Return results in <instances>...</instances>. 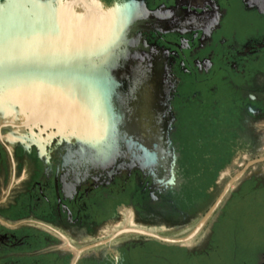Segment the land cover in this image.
<instances>
[{"label":"flooded vegetation","instance_id":"obj_1","mask_svg":"<svg viewBox=\"0 0 264 264\" xmlns=\"http://www.w3.org/2000/svg\"><path fill=\"white\" fill-rule=\"evenodd\" d=\"M99 1L138 11L113 70L118 156L93 165L51 126L2 120L0 264H173L164 248L210 256L216 222L187 242L218 208L223 221L264 189V0ZM225 189L194 237L163 239L189 235ZM224 264H264V247Z\"/></svg>","mask_w":264,"mask_h":264},{"label":"water","instance_id":"obj_2","mask_svg":"<svg viewBox=\"0 0 264 264\" xmlns=\"http://www.w3.org/2000/svg\"><path fill=\"white\" fill-rule=\"evenodd\" d=\"M80 1L85 8L78 7ZM129 4L0 0V113L35 117L32 108H43L46 118L37 128L51 126L62 137L77 139L93 165L117 157L124 115L113 70L127 59V29L138 18ZM225 191L189 235L163 239L194 237Z\"/></svg>","mask_w":264,"mask_h":264},{"label":"rangeland","instance_id":"obj_3","mask_svg":"<svg viewBox=\"0 0 264 264\" xmlns=\"http://www.w3.org/2000/svg\"><path fill=\"white\" fill-rule=\"evenodd\" d=\"M2 120L4 118L0 122ZM261 169L264 171V165ZM262 171L261 173H263ZM220 192L221 190H219L217 196ZM211 205V203L205 204L195 221L187 225L184 231L193 229ZM220 213L221 209L218 208L211 218L209 225L194 240L187 242L188 244L202 243L204 235L208 232L210 225L216 222V233L213 237V245L217 247V252H212L210 256L189 257L179 250L164 248L165 256L168 257V260L173 261V264H224L231 262L234 253H237V259L246 260L249 255L264 247L263 188L260 189L255 199L239 201L238 203L232 204L223 221L220 218ZM124 224L126 222L122 223V225ZM165 237L172 239L183 238V236H174L173 234H167ZM163 264H166V261Z\"/></svg>","mask_w":264,"mask_h":264},{"label":"bare ground","instance_id":"obj_4","mask_svg":"<svg viewBox=\"0 0 264 264\" xmlns=\"http://www.w3.org/2000/svg\"><path fill=\"white\" fill-rule=\"evenodd\" d=\"M34 105H37L34 103ZM32 111H35V114H33L35 117H32V116H28L27 118H30L29 120H35V121H44L45 118H46V114H44L43 112V108H40L39 111L37 110V106H35L34 108H32ZM38 111V112H36ZM32 113V112H31ZM15 116L14 113L10 114V113H7V112H4V113H0V120L4 118L5 119H9V118H13ZM48 117V115H47Z\"/></svg>","mask_w":264,"mask_h":264}]
</instances>
